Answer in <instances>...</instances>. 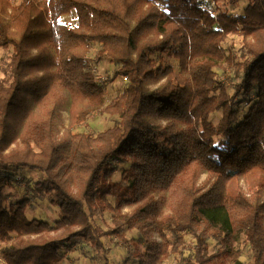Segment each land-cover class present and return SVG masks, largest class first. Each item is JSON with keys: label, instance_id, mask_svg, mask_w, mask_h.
<instances>
[{"label": "trees", "instance_id": "obj_1", "mask_svg": "<svg viewBox=\"0 0 264 264\" xmlns=\"http://www.w3.org/2000/svg\"><path fill=\"white\" fill-rule=\"evenodd\" d=\"M246 1L233 14L198 0H0L4 264H62V248L78 239L109 264L103 237L125 242V231L145 247L126 261L160 264L190 235L182 264H216L221 254L240 264V243L250 264H264V201L230 189L257 172L264 190V0ZM72 12L76 25L60 21ZM232 34L241 43L231 50L223 42ZM94 43L112 79L126 77L109 104L87 57ZM63 110L69 124L56 136ZM94 113L117 118L97 133L72 132ZM114 160L128 166L112 182ZM25 171L38 177L23 178L27 191L16 198L8 190ZM45 196L58 208L54 224L27 215ZM107 210L103 230L96 219Z\"/></svg>", "mask_w": 264, "mask_h": 264}, {"label": "rangeland", "instance_id": "obj_2", "mask_svg": "<svg viewBox=\"0 0 264 264\" xmlns=\"http://www.w3.org/2000/svg\"><path fill=\"white\" fill-rule=\"evenodd\" d=\"M14 3H18V0H12ZM200 4L203 6H207L213 13H216L219 10H223L226 8L229 12L233 14H237L242 11L245 7L247 1L240 0L236 4L231 5H219L216 6L212 2L207 0H198ZM62 23H65L68 26L76 25V15L74 12L63 15L60 18ZM240 36L238 35H229L228 38L223 42V46L226 48L236 49L240 45ZM98 44L94 43L90 46V49L87 53V57L90 60L91 66L94 68V72L96 74L97 80L104 86L105 88V104H109L114 99L120 96L122 91L126 86V80L122 77H117L112 79V74L114 70V65L111 64L107 59L103 58L100 60H96L94 58L95 51L98 49ZM2 51L0 50V55H2ZM171 64H173L178 70L176 63L172 59H167ZM217 76L220 78H225L226 76L221 72L219 68H215ZM220 112L213 113L211 118L214 122H217ZM117 118V115L110 114H99L94 113L88 119L78 124L77 126L72 128V132H82L89 131L92 133H97L110 127L114 119ZM69 124V115L67 110H63L61 115L59 116L54 133L56 136L61 135L63 130ZM19 144L18 141L11 143L8 148L15 147ZM113 165H115V171L113 176L111 177V181H120L121 172L127 168V164L120 163L117 160L113 161ZM38 177L37 172L25 171L23 175L18 177L16 190H8L9 193H15L16 198H19L23 195L27 189L25 188V183L23 178H29L34 181ZM206 174L202 173L198 179V184L201 185V182L205 179ZM261 176L257 172L248 173L245 176L238 179L236 182L232 183L230 186L239 192L244 193L247 197L252 198V194L258 192V199L264 201V190L261 189L260 186ZM264 188V187H263ZM131 207L122 208V212H129ZM27 215L32 217H37L40 219L47 220L51 224H54L55 220L58 218V208L49 203L48 198L45 196L43 198H37L32 201V204L27 208ZM97 224L103 229L107 230L109 226L112 225V213L110 211H105L103 216L96 219ZM57 232L52 231L51 234H55ZM127 236V241H122L118 239L115 235L109 237H103V242L105 243L107 249V259L109 264H139L137 258H130L126 261L128 255L133 253L135 250L143 252L144 245L143 242L139 241L136 238L134 231H125ZM186 244L181 247L175 253H169L160 264H182L183 257L189 254L188 245L192 241L190 235L185 236ZM237 247L242 250V254L239 257L240 264H250L247 247L245 244L240 243ZM171 243L168 245V249L170 250ZM221 250L220 245L214 240H209V254H215L217 251ZM62 252L66 255L62 264H104L105 259L100 257L101 255H96V253L84 245L81 240H76V244L71 248H62ZM146 259V258H145ZM216 264H228V259L226 256L221 254L218 259L215 260ZM0 264H4L3 258L0 257ZM144 264H150L146 260Z\"/></svg>", "mask_w": 264, "mask_h": 264}, {"label": "built area", "instance_id": "obj_3", "mask_svg": "<svg viewBox=\"0 0 264 264\" xmlns=\"http://www.w3.org/2000/svg\"><path fill=\"white\" fill-rule=\"evenodd\" d=\"M124 80H126V77H123Z\"/></svg>", "mask_w": 264, "mask_h": 264}]
</instances>
